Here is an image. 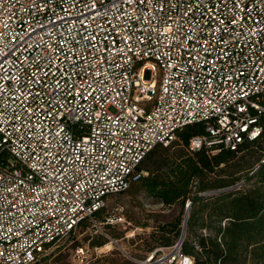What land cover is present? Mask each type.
<instances>
[{
	"label": "built area",
	"instance_id": "2783aa9c",
	"mask_svg": "<svg viewBox=\"0 0 264 264\" xmlns=\"http://www.w3.org/2000/svg\"><path fill=\"white\" fill-rule=\"evenodd\" d=\"M252 109L264 0H0V264H38L83 220L100 230L108 198L185 126L206 125L193 152L256 140Z\"/></svg>",
	"mask_w": 264,
	"mask_h": 264
},
{
	"label": "trees",
	"instance_id": "16d2710c",
	"mask_svg": "<svg viewBox=\"0 0 264 264\" xmlns=\"http://www.w3.org/2000/svg\"><path fill=\"white\" fill-rule=\"evenodd\" d=\"M251 111L262 133L256 140L244 139L237 150L215 145L191 151V140L208 134L205 123H194L182 128L170 146L154 147L137 167L141 178L131 187L138 183L158 202L179 207L177 216L151 232L148 253L175 247L185 228L179 253L192 264L264 263V113ZM215 149L220 152L213 155ZM241 180L242 186L235 187ZM187 201L190 210H185ZM102 211L94 217L100 224L106 223L100 220ZM89 222L83 220L78 229Z\"/></svg>",
	"mask_w": 264,
	"mask_h": 264
},
{
	"label": "rangeland",
	"instance_id": "374dc122",
	"mask_svg": "<svg viewBox=\"0 0 264 264\" xmlns=\"http://www.w3.org/2000/svg\"><path fill=\"white\" fill-rule=\"evenodd\" d=\"M175 150L177 148H173L172 152ZM253 182L251 181L248 187ZM240 183L244 181L241 180L238 184ZM178 212V206H166L148 196L138 183L133 184L124 194H116L108 198L100 220L103 222L106 217L112 216L113 223L101 224L99 230L94 227L93 222H89L88 227L78 229L59 246L45 253L38 264H79L75 257L78 247L89 249L90 264H141L155 251L157 255L154 264H181L182 259L178 257L174 247H161L148 253L146 245L147 240H150L151 232L159 224L177 216ZM186 215L188 216V213ZM109 237L115 240L112 250L104 249L109 243ZM162 258L164 259L161 260ZM241 264L264 263L246 260Z\"/></svg>",
	"mask_w": 264,
	"mask_h": 264
},
{
	"label": "water",
	"instance_id": "95a60500",
	"mask_svg": "<svg viewBox=\"0 0 264 264\" xmlns=\"http://www.w3.org/2000/svg\"><path fill=\"white\" fill-rule=\"evenodd\" d=\"M185 237H186V229L184 228L182 237H181L180 242H179L180 245H182L183 241H185ZM141 264H146V263H141Z\"/></svg>",
	"mask_w": 264,
	"mask_h": 264
},
{
	"label": "bare ground",
	"instance_id": "6f19581e",
	"mask_svg": "<svg viewBox=\"0 0 264 264\" xmlns=\"http://www.w3.org/2000/svg\"><path fill=\"white\" fill-rule=\"evenodd\" d=\"M106 250H112V244H107L106 247H104Z\"/></svg>",
	"mask_w": 264,
	"mask_h": 264
},
{
	"label": "crops",
	"instance_id": "0c3cea01",
	"mask_svg": "<svg viewBox=\"0 0 264 264\" xmlns=\"http://www.w3.org/2000/svg\"><path fill=\"white\" fill-rule=\"evenodd\" d=\"M112 249H113V246H112Z\"/></svg>",
	"mask_w": 264,
	"mask_h": 264
}]
</instances>
